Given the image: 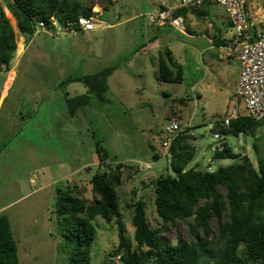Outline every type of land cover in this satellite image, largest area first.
Wrapping results in <instances>:
<instances>
[{
	"label": "rangeland",
	"instance_id": "obj_1",
	"mask_svg": "<svg viewBox=\"0 0 264 264\" xmlns=\"http://www.w3.org/2000/svg\"><path fill=\"white\" fill-rule=\"evenodd\" d=\"M263 1L248 0V12L256 22L264 21ZM79 2L95 6L93 31L66 32L50 25L21 41L15 19L0 0L18 43L10 71L0 72V215L9 218L20 264H69L73 244L67 245L66 229L57 215V189L77 184L81 198L89 203L97 198L91 178L100 167L99 143L109 153L108 164L126 166L118 193L130 237L132 206L140 199L147 203L150 223H160L153 183L162 175H174L162 145L172 121H191L193 126L189 142L195 157L188 169L197 165L214 172L237 163L214 158L224 143L234 153L247 155L255 167L260 156L264 159V124L255 136L233 135L227 128L220 140L213 138L217 122L234 110L246 116L231 73L236 65L210 58L222 57L210 41V22L227 35L231 32L230 17L217 0L196 7L182 6L180 0ZM176 6L186 18V34L169 23L149 24L150 13ZM258 27L264 29V24ZM167 51L175 68L183 70L181 83L157 78L160 57H167ZM108 67H116L108 79L109 102L92 96L87 107L72 114L66 98L86 95L84 80ZM94 225L91 264H106V256L112 264H121L111 258L119 243L116 224L97 217ZM211 225L217 231V223ZM178 236L189 238L185 224L168 226L162 235L172 244Z\"/></svg>",
	"mask_w": 264,
	"mask_h": 264
},
{
	"label": "trees",
	"instance_id": "obj_2",
	"mask_svg": "<svg viewBox=\"0 0 264 264\" xmlns=\"http://www.w3.org/2000/svg\"><path fill=\"white\" fill-rule=\"evenodd\" d=\"M4 3L17 23L21 41L24 37H33L40 23L50 26L51 19L55 18L64 27L82 16H93L95 7H83L79 0H4ZM181 13L179 9L174 15ZM218 40L221 46L223 41ZM17 51L15 30L0 7V72L10 71ZM166 54L167 57H160L158 80L183 82L182 68H175L171 53L167 51ZM115 70L116 67H108L86 78L88 93L66 98L72 114L87 107L92 96L100 102H109L108 79ZM262 124L264 120L238 115L231 120L228 132L255 136ZM191 130L181 133L172 143L169 160L174 175H162L153 183L159 225L155 227L150 223L147 203L140 199L132 206V237L123 221L118 193L126 166L108 164V151L97 144L100 167L91 178L92 191L97 198L90 203L81 198L77 184L57 189V215L66 229L67 245L73 244V248H69V264H91L97 217L116 224L119 243L111 258H118L121 264H264V159L260 156L258 167H255L247 155L234 153L224 143L214 158L239 160L237 163L214 172L201 171L197 165L188 169L195 157V148L189 142ZM155 158L158 160L159 155ZM104 165L107 167L102 168ZM212 221L217 223V231ZM179 224L187 226L189 238L178 236L176 243H168L162 235L168 226ZM0 264H20L9 218L2 214Z\"/></svg>",
	"mask_w": 264,
	"mask_h": 264
},
{
	"label": "built area",
	"instance_id": "obj_3",
	"mask_svg": "<svg viewBox=\"0 0 264 264\" xmlns=\"http://www.w3.org/2000/svg\"><path fill=\"white\" fill-rule=\"evenodd\" d=\"M206 0H180L182 6H201ZM223 6L230 17L231 32L225 37L219 46V51L225 60H237L240 63L241 73L237 88V95L244 100L246 116L255 121L264 120V29L258 27V23L251 18L248 12V0H217ZM264 4V1H263ZM94 17L82 16L76 22H70L62 27L55 18L51 19L54 27H61L66 32H75L80 29L83 32L93 31ZM169 23L174 28L183 32L184 19L175 17L172 10L161 9L149 14L150 25H162ZM49 27L40 23V30ZM238 117L234 110L227 116L213 133V138L220 140L222 131L230 127L231 120ZM191 121L180 123L172 121L168 131L170 136H162V145L166 150L164 156L171 158L170 149L173 141L181 134L191 129Z\"/></svg>",
	"mask_w": 264,
	"mask_h": 264
},
{
	"label": "crops",
	"instance_id": "obj_4",
	"mask_svg": "<svg viewBox=\"0 0 264 264\" xmlns=\"http://www.w3.org/2000/svg\"><path fill=\"white\" fill-rule=\"evenodd\" d=\"M208 1H210V0H208ZM208 1H206V2H208ZM205 4V3H204ZM203 4V5H204ZM182 10L180 7H177L176 6V8L174 7L173 9H171L172 11H173V13L175 14V12L177 11V10ZM187 12H189V11H187ZM186 12V13H187ZM98 15V14H97ZM99 16V15H98ZM177 17H181V18H183L184 19V23H185V21H186V18H184L183 16H181V15H179V16H177ZM254 21H256L255 19H253ZM211 23V26H212V33H213V36H212V39L210 40L211 41V43L213 44V47H215V49H218L219 50V40L218 39H220L221 41H223L224 42V39H225V37H227L228 35L226 34V33H224L223 31H221L222 29L216 24V23H213L212 21L210 22ZM258 24H264V21H259V22H257ZM185 28V27H184ZM185 30H186V28H185ZM185 30L183 31V32H181V33H183V34H186V32H185ZM222 42V43H223ZM220 45H222V44H220ZM219 53H220V51H219ZM211 58V60H214V58H218L219 60H223V61H226V63H228V64H235L236 65V67H234L233 69H232V71H231V73H233V75H235V87L237 88L238 87V84H239V80H240V73H241V68H240V63L237 61V60H225L223 57H210ZM213 64H214V62H213ZM227 86L228 87H230V84H227ZM237 90V89H236ZM236 93H237V91H236ZM220 122V121H219ZM218 123V122H217ZM192 128H193V126H192ZM155 157V156H154ZM156 159V158H155ZM157 160V159H156Z\"/></svg>",
	"mask_w": 264,
	"mask_h": 264
},
{
	"label": "water",
	"instance_id": "obj_5",
	"mask_svg": "<svg viewBox=\"0 0 264 264\" xmlns=\"http://www.w3.org/2000/svg\"><path fill=\"white\" fill-rule=\"evenodd\" d=\"M216 144V143H215ZM210 148V147H209ZM104 263H106V264H112V261H109L108 260V257L106 256L105 257V260H104Z\"/></svg>",
	"mask_w": 264,
	"mask_h": 264
}]
</instances>
